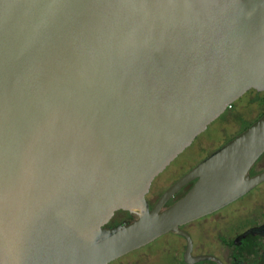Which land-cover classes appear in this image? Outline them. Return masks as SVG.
Segmentation results:
<instances>
[{"label": "water", "instance_id": "water-1", "mask_svg": "<svg viewBox=\"0 0 264 264\" xmlns=\"http://www.w3.org/2000/svg\"><path fill=\"white\" fill-rule=\"evenodd\" d=\"M249 89L264 0H0V264H107L169 231L222 264L182 225L264 180V111L146 194ZM119 209L136 216L108 225Z\"/></svg>", "mask_w": 264, "mask_h": 264}, {"label": "rangeland", "instance_id": "rangeland-1", "mask_svg": "<svg viewBox=\"0 0 264 264\" xmlns=\"http://www.w3.org/2000/svg\"><path fill=\"white\" fill-rule=\"evenodd\" d=\"M263 110L264 90H247L233 101L223 113L211 121L202 132L197 134L193 141L154 178L146 197L149 200L155 199L178 175L197 164L209 153L227 142L257 118ZM262 168H264V152L252 167L251 172L258 171ZM183 192L184 189L177 192L171 200L177 198ZM222 207L221 210L202 217L198 221L189 222L184 226L195 243L193 245V253L200 251H218L219 244L216 242L215 237L217 230L222 229L225 232L231 231L232 228L246 227V224L251 219L249 216L242 214L248 213L250 215L254 213L256 222L264 220V180L250 189L245 195ZM134 217V213L118 211L111 218L109 224H117L122 219L128 221ZM215 221H217V224L214 227ZM200 224L201 226L199 228H195L196 225ZM233 235L229 240L232 245L230 247L231 250H234L235 247L232 243ZM262 246L263 241L261 239L250 236L244 239L241 246L237 247V249L245 252L258 251L261 250ZM184 248L185 238L180 234L169 231L107 264H192L184 262ZM193 264L211 263L205 260H199Z\"/></svg>", "mask_w": 264, "mask_h": 264}, {"label": "flooded vegetation", "instance_id": "flooded-vegetation-1", "mask_svg": "<svg viewBox=\"0 0 264 264\" xmlns=\"http://www.w3.org/2000/svg\"><path fill=\"white\" fill-rule=\"evenodd\" d=\"M259 159V158H258ZM257 159V160H258ZM257 160L254 162V164L251 166V168L249 169V174L251 175V174H254V173H256V172H258V171H260V170H262V169H264V168H262V169H260V170H258V171H255V172H251V169H252V167L255 165V163L257 162ZM167 167V166H166ZM165 167V168H166ZM190 169V168H189ZM188 169V170H189ZM187 170H185L183 173H185ZM183 173H181L180 175H178L177 176V178L179 177V176H181ZM157 176V175H156ZM155 176V177H156ZM154 177V178H155ZM177 178H175L174 180H176ZM154 180V179H153ZM173 180V181H174ZM172 181V182H173ZM153 182V181H152ZM171 182V183H172ZM192 182L193 181H191V182H189V183H187L186 185H184L182 188H180L177 192H179V191H181L182 189H184V192L182 193V194H184L186 191H187V189L190 187V185L192 184ZM259 184V183H258ZM256 186V185H255ZM254 186V187H255ZM254 187H252V188H254ZM251 188V189H252ZM150 189V188H149ZM164 190V189H163ZM250 190V189H249ZM249 190L247 191V192H249ZM149 192V191H148ZM162 192V191H161ZM176 192V193H177ZM247 192H245V193H247ZM175 193V194H176ZM245 193L243 194V195H245ZM148 194V193H147ZM147 194H146V196H147ZM161 194V193H160ZM159 194V195H160ZM174 194V195H175ZM181 194V195H182ZM158 195V196H159ZM173 195V196H174ZM180 195V196H181ZM243 195H241V196H243ZM158 196L155 198V199H153V200H149L148 198V202H149V205L150 206H152L153 204H154V202L157 200V198H158ZM172 196V197H173ZM180 196H178L177 198H179ZM241 196H239V197H241ZM171 197V198H172ZM238 197V198H239ZM171 198L164 204V206H166V205H168V204H170L171 202H173L174 200H176L177 198H175V199H173V200H171ZM222 208H224V207H222ZM222 208H220V209H217V210H215V211H213V212H216V211H219V210H221ZM118 211H128V210H122V209H119V210H116L115 212H114V215H115V213L116 212H118ZM129 212V211H128ZM213 212H210V213H208V214H205V215H203V216H201V217H198V218H195V219H193V220H191V221H189V222H194V221H198L199 219H201L202 217H205V216H208V215H211ZM135 214V213H134ZM239 214V213H238ZM113 215V216H114ZM242 215H246V216H249V218L251 219L250 220V222L248 223V224H246L247 226L246 227H244V228H242V227H240V228H236V229H234V228H232V230L231 231H223L222 229H220V230H217V234L215 235V237H216V242L219 244V249H218V251H212V252H210V251H200V252H192V254L193 255H196V254H203V253H210V254H213V255H215L221 262H222V264H264V231L263 232H258V231H256V232H254V233H247V234H245V235H242V233L245 231V230H247L248 228H250V227H254V226H258V225H260V224H263L264 223V220L263 221H261V222H256V217H255V215H254V213H252V214H242ZM112 216V217H113ZM135 216H136V214H135ZM111 220V219H110ZM110 222V221H109ZM109 222H108V225H110L109 224ZM120 222H124V219H122ZM189 222H187V223H189ZM187 223H185V224H183L182 225V227L183 228H185L184 226L187 224ZM201 223V222H200ZM199 224V223H198ZM216 224H217V221H215L214 222V227L216 226ZM114 225V224H113ZM199 226H201V224L200 225H196V227L195 228H199ZM186 229V228H185ZM227 229V228H226ZM187 230V229H186ZM232 234H234L233 235V238H232V243L235 245V247H234V250H231L230 249V247L232 246L231 245V242H229V240H230V237L232 236ZM250 236H252V237H258L259 239H261V241H263V246H262V248H261V250H258V251H249V252H245V251H239L238 249H237V247H239V246H241V244H242V241L244 240V239H247L248 237H250ZM192 242H193V240H192ZM195 243L193 242V245H194ZM192 250H193V246H192ZM117 259V258H116ZM183 260H184V251H183ZM203 260H205V261H208V262H210L211 264H219V262L216 260V259H213V258H209V259H203ZM184 262H186L185 260H184ZM186 263H188V262H186ZM194 263V262H193ZM192 263V264H193Z\"/></svg>", "mask_w": 264, "mask_h": 264}, {"label": "trees", "instance_id": "trees-1", "mask_svg": "<svg viewBox=\"0 0 264 264\" xmlns=\"http://www.w3.org/2000/svg\"><path fill=\"white\" fill-rule=\"evenodd\" d=\"M263 111H264V110H263ZM263 111H262V112H263ZM262 112H261V113H262ZM261 113H260V114H261ZM260 114H259V115H260ZM259 115H258V116H259ZM246 126H247V125H246ZM246 126H245V127H246ZM245 127H244V128H245Z\"/></svg>", "mask_w": 264, "mask_h": 264}]
</instances>
